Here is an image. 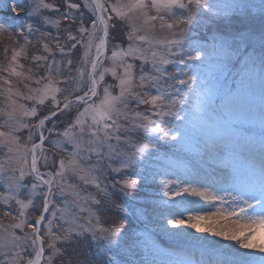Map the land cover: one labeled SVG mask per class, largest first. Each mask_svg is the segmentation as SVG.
Listing matches in <instances>:
<instances>
[{"label": "snow or ice", "instance_id": "1", "mask_svg": "<svg viewBox=\"0 0 264 264\" xmlns=\"http://www.w3.org/2000/svg\"><path fill=\"white\" fill-rule=\"evenodd\" d=\"M0 12L10 14L0 20V34L12 44L0 71L22 77L29 46L42 48L31 56L42 74L33 81L37 87H28L25 77L27 94L0 76L7 86L0 211L11 221L0 224V264H136L137 249L147 251L140 239L147 228L140 233L136 225L152 223L157 207L147 196L141 204L138 195L160 177L165 210L158 221L165 232L199 241L185 231L191 229L234 242L207 259L187 255L163 264H264V255L254 254H264V238L258 239L264 232V0H0ZM157 24L169 33L164 39L147 34ZM232 57L242 65L239 87L219 96L209 69L222 71ZM257 66L258 111L252 104ZM257 121L259 160L248 155L236 166L220 155L227 186L217 191L152 167L165 159L161 145L183 149L201 134L218 152L234 136L251 144L239 128ZM189 197L215 211L194 210ZM108 208L113 218L101 223L100 211ZM225 213L245 223L231 231L201 227ZM85 244L99 255L75 251Z\"/></svg>", "mask_w": 264, "mask_h": 264}, {"label": "rangeland", "instance_id": "2", "mask_svg": "<svg viewBox=\"0 0 264 264\" xmlns=\"http://www.w3.org/2000/svg\"><path fill=\"white\" fill-rule=\"evenodd\" d=\"M27 2L30 3L31 0H27ZM46 2L58 5L62 3V0H46ZM102 2L116 3L117 0H102ZM120 2L126 3L127 0H120ZM211 2L229 3L231 2V0H211ZM9 16V13L0 12V20H8ZM137 23H140V21H137ZM240 27L241 25L239 23H235L233 25V28L235 29H239ZM231 30L232 29H229V31ZM53 32H55V29H53ZM147 34L149 37L155 39H164L169 35L166 29H160L159 24H157L155 30L149 31ZM1 35L2 34H0V36ZM201 36H203V32H201ZM3 38L4 42H2L0 45V69L7 66L11 56L10 51L8 55L5 56L4 49L6 47L9 49L12 47L8 36H6V38L4 36ZM1 40L2 37H0V41ZM82 51L83 50L80 49L77 52V59L75 61L77 64H79L78 57L82 54ZM41 53L42 48L38 52L35 46H29L28 58L21 60V63L24 65V75L22 77H8L7 73L0 71V76L11 79V84L13 86L14 92L19 91L27 94V87H25V77H29V79L27 80L28 87H37V85H35L33 81L42 74V70L34 67L31 56L39 55ZM56 58L57 60L60 59L58 51L56 52ZM28 69H32L31 73L28 71ZM20 70L21 69H18V71ZM241 70L242 65L236 63L235 57H232L230 61H224V68L222 71L218 70L215 66H212L209 69L212 83L216 87L217 95L223 96L229 91L235 92L237 90L241 78ZM106 80L111 83V76H106ZM42 86L43 85H40V87ZM57 86L62 87V82L58 80ZM6 87L7 86L4 85L3 80L0 79V109H3L5 106L4 89ZM260 90L261 84L259 80V67L257 66L255 73L252 75V104L257 111L260 106ZM28 103L30 104V102ZM216 104H219V100L216 101ZM140 110L144 111L145 106H142ZM2 122L3 112L0 111V123ZM239 132L241 133V136H250L252 138L251 144L246 145L245 141L242 138L234 136L227 141V146L224 147L223 152H218L213 149L211 147L212 142L208 141V138L203 134H201L198 142H193L183 149H172L168 146L161 145L159 150L161 155L165 157V159L158 164L152 165V167L168 168L169 171L174 173L176 176L187 178L197 186L203 185L209 187L212 191H217L221 187L227 186V171L221 166L219 162L218 157L220 155H230L232 158V163L236 166H241L244 162V157L248 155H252L257 161L260 158V128L258 121L255 125H250L247 122L241 124ZM206 141H208L207 146L205 143ZM24 143L25 141L22 139L21 144L23 145ZM150 146L153 148L157 147L156 144H152ZM241 153H243V155H241ZM2 155L3 154L0 153V156ZM58 156L59 154H57V157ZM171 178H174V176ZM161 179H163V177L158 178L155 183L150 181L149 185L142 187L141 192L138 195V200L141 204H143L144 197L147 196L148 199L157 207L156 211L150 214L152 223H148V225L146 226L141 223H138L136 225V231L140 233H145V227L147 228L146 234L140 236V239L146 242L147 251H145V248L143 246L137 249V256L132 257L136 261V264H140L141 258L155 260L156 264H163V262H166L168 260L182 258L187 255H192L196 259H200L203 255V257L207 259L208 255L212 254L213 252L223 251L224 249L229 248L230 245L234 243L225 241L221 237H216V239L213 237L210 238L208 237L210 236V234L195 233L194 230L191 229H185V231L192 232L194 236L200 237L201 239L199 241L190 240L183 235L171 236L168 234V232H165L163 230V224L158 221L159 212L165 210L161 205V201L165 199L162 196L163 185L160 183ZM108 180H111V176L108 177ZM188 200L191 202L190 206L194 210L199 211L200 209L204 208V201L202 203L198 202L193 197H189ZM36 203H39V201L37 200ZM223 207H230V202L223 205ZM114 211L115 210L111 208H108L107 210L102 209L100 211L101 223H105L106 221L113 218ZM230 218L233 220L235 219V217ZM10 223L11 221L3 217V212L0 211V224L7 226ZM235 223L243 224L245 222L239 221ZM201 227L207 226L205 224H202ZM260 238H264V232L260 233L258 239ZM214 240H216V242ZM75 251L82 254H90L94 256L99 255V251L95 248V246L89 248L86 244L83 247L76 249ZM254 254L256 256L264 255L259 252H254Z\"/></svg>", "mask_w": 264, "mask_h": 264}, {"label": "bare ground", "instance_id": "3", "mask_svg": "<svg viewBox=\"0 0 264 264\" xmlns=\"http://www.w3.org/2000/svg\"><path fill=\"white\" fill-rule=\"evenodd\" d=\"M219 194L220 195H222V194L224 195V193H222V192L221 193L219 192ZM193 198H195L198 202H201V203L203 202L199 198H196V197H193ZM203 204H204V208L203 209H200L199 212L204 213V214H207L209 212L215 211V207L213 206L212 203H209V202H205L204 201ZM216 204H217V207H218L219 203L216 202ZM219 207H220V205H219ZM234 221H235V219L234 220L231 219L225 213L223 215L216 216L213 220L207 221V222H205L203 224H205L206 226H209L210 225V226L216 228L217 230H221L222 229V230H226V231H231V230L238 229L239 226H240V224L235 223ZM208 237L211 238L213 236L210 235ZM213 238L216 239V237H213ZM214 241L216 242V240H214Z\"/></svg>", "mask_w": 264, "mask_h": 264}, {"label": "trees", "instance_id": "4", "mask_svg": "<svg viewBox=\"0 0 264 264\" xmlns=\"http://www.w3.org/2000/svg\"><path fill=\"white\" fill-rule=\"evenodd\" d=\"M42 30H44V29H42ZM4 36H5V38H6V35H3V34H2V35L0 36V37H2V40L0 41V45H1L2 42H4V41H3V39H4L3 37H4ZM6 219H7V218H6ZM149 224H150V223H149ZM144 225H145V224H144ZM147 225H148V223H147Z\"/></svg>", "mask_w": 264, "mask_h": 264}]
</instances>
